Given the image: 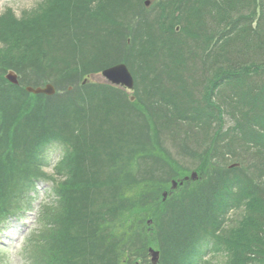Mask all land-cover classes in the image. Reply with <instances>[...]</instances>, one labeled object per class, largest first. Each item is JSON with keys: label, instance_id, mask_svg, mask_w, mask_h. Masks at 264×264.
Wrapping results in <instances>:
<instances>
[{"label": "trees", "instance_id": "obj_1", "mask_svg": "<svg viewBox=\"0 0 264 264\" xmlns=\"http://www.w3.org/2000/svg\"><path fill=\"white\" fill-rule=\"evenodd\" d=\"M142 1L43 0L20 18L11 9L0 14V227L31 208L37 182L54 180L41 166L59 143L66 156L56 171L64 179L56 205L40 207L27 239L30 264H135L149 244L160 250V264H195L207 253L224 256V264H264V0L162 3L157 26L174 35L164 38L163 28L146 41L175 90L148 109L141 97L131 102L115 87L81 83L119 61L151 70L141 34L132 54L116 57L129 27L121 17L130 6L140 16L134 5ZM178 9L184 25L175 38L173 21L165 22ZM9 69L18 85L4 78ZM49 81L53 96L24 90ZM92 115L93 129L86 121ZM138 120L159 133L180 121L205 130L191 152L201 179L165 202L169 179L189 168L145 147ZM121 123L139 128L127 129L134 137L128 147L116 137ZM233 162L239 166L229 168ZM231 209L240 220L225 224Z\"/></svg>", "mask_w": 264, "mask_h": 264}, {"label": "rangeland", "instance_id": "obj_2", "mask_svg": "<svg viewBox=\"0 0 264 264\" xmlns=\"http://www.w3.org/2000/svg\"><path fill=\"white\" fill-rule=\"evenodd\" d=\"M144 1L145 0L138 3V5L137 4L134 5V9H138L139 11L142 12L140 16L134 15L132 11L133 6L132 7L130 6V8H128V10L121 17L125 22L129 23V27H128V30L122 31V36L124 37V40H126V43H122L120 45V49H118V53L116 57L122 56L123 52L126 54L127 53L132 54L133 52V50L131 49L132 44L134 43L136 38L137 39L140 38V34L144 41L148 39H153L155 36L157 37V35L160 34V31L162 33L163 28L164 30L165 29L168 30L167 34L166 35L164 34V38H169L170 36L174 35L171 28H167V26H164L160 30L156 23L157 17L161 12L160 5L162 3L165 4L166 1L169 2L170 0H158V1L151 0L148 6L144 5ZM41 2H43V0H0V14L4 12L6 9H11L13 11V14L17 18H20L22 17L23 14L37 9V7L40 5ZM178 11L179 12L176 15L177 17H175V20H172V17L170 16L167 22H165L166 24H169V22L173 21V30L175 32V38H177L178 36L176 33L177 31H175L176 25L178 24L177 26L180 27L178 34H182V28L184 25L183 24L184 23V18H183L184 9L182 10L178 9ZM202 32L204 34V30H202ZM158 38L159 37H157V39ZM185 42H186L185 44L191 45L189 41H185ZM182 44L183 42L181 41L180 46H182ZM144 45L147 48V51H144V53H142V56L144 57L146 62L151 63V64L149 63L151 65V70L141 69L139 67L141 65L138 64V62L133 64L134 68L138 72V75H140L141 77L146 78L147 75L151 76L152 74H156L158 75V77H160V79H162V77H164V74L160 73L161 66L159 65V62L161 61L159 59L158 60L152 59L153 57L156 58L155 55H156L157 50H155L154 47H152L155 45L152 42H147V41L146 43H144ZM199 45L201 44H198L195 47H193L194 50H197ZM202 58H203V55L198 54V58L194 55L193 62L197 64L199 63V60H201ZM197 67H193V71L190 72L191 73L190 75H194L196 73L195 69ZM90 79L95 81V83L103 82V78L97 74L91 76ZM155 80L156 81L152 84V87L156 89L154 92L156 96L154 95V93H152L149 95V97L148 96H145V97H148L149 104H152V106L160 107L161 105L157 104V102L159 101V99L161 100L163 98V94L165 93V90H171V89L175 90V89L172 88L167 83L168 81L166 79L160 81L158 80V78H156ZM186 80H187V84H191V82L195 83L194 80H190L187 77H186ZM45 83L53 84L50 81L45 82ZM44 84H41V85H44ZM71 90L76 92L77 88H71ZM136 91L137 89L133 91L132 93H129L127 97L130 96V100L133 97L135 100L136 96L141 97L139 96L140 95L139 92L141 91H139L137 94H136ZM145 93H147V91ZM131 95L133 97H131ZM141 95L143 96V93H141ZM87 114H90V113L87 111ZM86 121H88V124L93 129V124H94L93 115L91 116V118L86 119ZM138 122L141 126L140 131H143L145 133L144 138L141 139L142 142H145V147L147 146L148 149H152L154 146L155 154L156 152L159 153L160 151L163 158H165L166 160L169 159V161L176 162L181 166L183 165L185 167L190 168L195 165V163L193 164V160H192L193 158L191 157V152L196 149L194 147V139L197 136H200L202 138L205 135V130H201L199 127L197 128L193 127L192 125L186 124L185 122L181 123L180 121L177 123L174 122L172 126L170 125L173 129H170V128L164 129L168 132L159 133V131L155 130L152 127L153 123H148L145 120H138ZM116 127L118 128V125H116ZM128 128H133L135 134L139 131V128L137 127L136 124L128 123L127 125L126 124L123 125V123H121L120 125L121 131L118 128L119 132H117L116 134L117 138L124 137V144L126 145V147H128V143L132 144L134 140V137L132 136V134L127 130ZM171 130H173V132L170 134L169 132H171ZM154 141L156 142V146H155ZM61 155H62V152L59 149H56L53 152H49V154H47L49 163L48 165L44 167V171L50 174L54 173L53 171L54 165L60 159ZM159 165H163L161 161L157 162V165L149 164L146 167L147 169L155 170L156 168L159 167ZM56 178L58 177L56 176ZM52 186L53 184H52L51 179L48 181L42 180V182L37 185L35 191L33 192V196H34L33 207L34 208L31 212L26 214L25 220L21 221L18 219H12L7 225L6 229H0V264H30L28 252L25 253V251H27L25 248L26 246L25 244L27 242V239L31 231L36 227L35 220L38 216V211H39L40 206L44 203L51 202L53 197L55 196L52 191ZM236 212L237 211L230 212V216L236 217L238 215ZM239 218L240 217H237L234 219H228V224L230 222L231 224H234L236 220H240ZM202 261H209V264H224L225 258L224 256L220 254H212V253L208 254L207 253L206 255H204L203 260H199L198 263L205 264V262H202Z\"/></svg>", "mask_w": 264, "mask_h": 264}, {"label": "water", "instance_id": "obj_3", "mask_svg": "<svg viewBox=\"0 0 264 264\" xmlns=\"http://www.w3.org/2000/svg\"><path fill=\"white\" fill-rule=\"evenodd\" d=\"M102 75L107 78V80H109L111 83L116 84V85H122L124 87L127 88H132L133 87V78L132 75L130 73V71L128 70V68L126 67V65L120 63V64H116L113 65L111 67H108L106 69H104L102 71ZM6 78L11 82L16 84L18 82L17 80V76L14 72L10 71L7 75ZM26 90L28 92L34 93V94H38V93H44L47 95H52L54 93V88L52 85L47 84L45 87H37V88H33V87H26ZM196 174L193 172L191 174V178H195ZM185 179H188V177H186ZM173 186H175V182H172ZM166 196V193H163V197ZM150 253L152 254V264L156 263L157 260V256H158V252H154L152 249H149Z\"/></svg>", "mask_w": 264, "mask_h": 264}]
</instances>
